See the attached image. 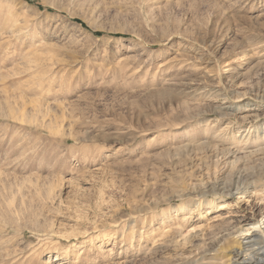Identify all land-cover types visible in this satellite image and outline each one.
Returning <instances> with one entry per match:
<instances>
[{"label": "rangeland", "instance_id": "1", "mask_svg": "<svg viewBox=\"0 0 264 264\" xmlns=\"http://www.w3.org/2000/svg\"><path fill=\"white\" fill-rule=\"evenodd\" d=\"M257 87L264 0H0V264H218L261 192L197 193L264 145Z\"/></svg>", "mask_w": 264, "mask_h": 264}, {"label": "bare ground", "instance_id": "2", "mask_svg": "<svg viewBox=\"0 0 264 264\" xmlns=\"http://www.w3.org/2000/svg\"><path fill=\"white\" fill-rule=\"evenodd\" d=\"M25 21L26 20H24V22ZM26 28H28L27 24L25 26H22L19 32L12 33L11 36L14 37L12 40L13 48H17V46H15V41L16 42L19 41L20 38L22 37V34L25 33L24 35L26 36L28 32L26 31ZM66 46L68 47L63 48V50H61L62 48H58L57 51L59 52L56 54L60 55L62 53L67 56H70L72 53L76 51L74 49L76 44L72 43L71 41L68 42ZM23 55L25 56L24 60H22L23 64L20 66V63L22 61H17V62L15 61L14 64L12 65L13 67L12 72H15V73L18 72L20 74H28L29 78H31V77H35L37 75V72L42 70L41 68L44 62L47 59L49 60L50 58H52L54 53L44 52L40 48L30 47L29 49L23 52ZM63 67L64 68L59 73L53 71L51 73V75H53L52 77H55L58 75L62 76L66 70V67H70V66L63 65ZM256 89H257L255 93L256 98H258L259 101H264V88L257 87ZM224 94L226 95L227 93H224ZM41 95L42 96L50 95V96H53L54 98H60L65 95V87L62 84H58L56 81H50L49 83H46L42 87ZM220 95L222 96L223 94L221 93ZM8 112L10 116L15 115L14 109H10L8 110ZM211 112L219 116L229 115V113L227 112V109L220 107V106H215L211 110ZM200 114L204 115L202 113H199L198 115ZM260 129H261V134H262L261 137H263L264 139V124L262 125ZM251 156L256 157L255 159H257L258 161H255L251 163L249 166L245 167L246 161L248 160V158H251ZM239 161L241 162V164L244 163L245 161V164L239 167L237 165ZM258 168H261V169L257 171ZM247 189H251V191H253L254 194H257V195H258V192L259 193L261 192V194L259 195V199L261 202L258 206L259 208L258 215L260 216V219L256 220L253 223L252 230H250V228L244 229L245 231H250V234L248 236L237 238L231 232H228L221 236V242L219 243L217 254H216V258L219 260L218 264H264V193H263V189H264V145L263 146L260 145V147L258 148L256 152H250V154L246 156V159L241 160V157L236 156L235 159L231 162L229 171H227L224 175L222 174L220 178H217L213 182L208 183L207 186L203 190L201 189H200L201 191L198 190L197 194L205 195V194L211 193L213 195L214 194L231 195L233 191L238 193V192H241ZM199 204L200 203L196 204L193 208H195L196 206H199ZM220 205L223 206V203H221ZM252 216H255V214H253ZM218 232H222V230L218 229Z\"/></svg>", "mask_w": 264, "mask_h": 264}]
</instances>
